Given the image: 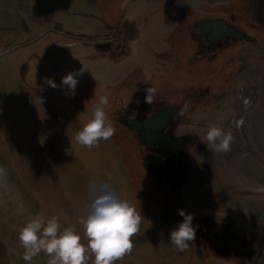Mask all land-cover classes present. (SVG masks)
Instances as JSON below:
<instances>
[{
	"label": "rangeland",
	"instance_id": "374dc122",
	"mask_svg": "<svg viewBox=\"0 0 264 264\" xmlns=\"http://www.w3.org/2000/svg\"><path fill=\"white\" fill-rule=\"evenodd\" d=\"M154 1L139 0L133 5L130 0H78L77 9L65 13L66 8L71 9L70 5L55 0H0L17 15V19L12 16V28L0 24V51H5L0 57V123L5 126L8 120L13 121L14 128L22 131L25 114L27 120L33 116L56 115V121L61 122L58 134L61 144L52 150L61 159V168L69 165L70 158L75 172L69 177L72 181L66 182L65 194L57 195L58 203L72 205L103 182L136 207L142 216L140 230L132 237L131 252L115 264H264V238L252 247V238L233 223L234 218L229 214L241 210L248 215L252 227L264 232V24L252 19L247 22L243 15L246 9L242 6L259 0H161L157 4ZM57 5L66 7L60 11ZM225 10L241 15L235 21L241 29L248 30L247 40L230 39L210 53L197 55L194 25L218 18ZM71 17L80 26H85L87 20L89 23L101 20L106 26L104 33L118 32L122 38L125 34L118 50L101 56L112 62L126 58L119 69L125 75L139 62H148L145 50L149 38L155 39V35L165 31L164 24L155 27L166 18V27L172 30L169 39L172 52L164 57L168 63H160L151 73L145 67L137 69L129 78L114 82L105 81L108 70L102 67L94 72L90 70V74L104 77L89 81L77 77L74 97L66 94L64 86L52 88L44 80L51 78L57 85L61 84L54 68H47L45 63L37 68L30 58L43 45L48 46L43 35L56 29L60 19ZM150 29H155L152 35H145ZM88 30L86 27L78 33ZM157 56V60H164L160 51ZM24 59L25 68L14 66ZM42 67L44 76L39 74ZM139 82L142 85L134 86ZM147 87L158 89L152 105L144 102ZM104 93L109 97L107 114L116 132L111 139L101 140L98 147L81 146L74 136ZM170 101H186L188 112L173 119L177 108H171L162 129L151 138L150 149L138 139L137 131L121 123L122 118L134 111L148 117ZM212 124L233 134L231 151L210 152L201 141ZM2 138L12 143L0 131V167L5 169V174L0 176L1 193L5 191L4 178L17 180L12 160L20 157L18 163L23 167L25 158V149L17 144L4 145ZM35 150L37 153L38 149ZM171 166L170 176L167 170ZM19 185L14 186L22 209L15 215L18 225L8 221L0 205V264H26L18 231L32 214L39 212L28 204L24 187ZM178 209L193 214L192 224L198 225L195 240L186 251L175 250L169 243L171 231L183 220L180 215L177 217ZM85 214V210L77 213L67 210L62 214L65 221L62 226L72 225L83 236L78 219ZM170 223H174L172 228ZM221 229L226 236L219 235ZM252 249L256 253L250 258ZM47 259L41 253L32 264H47Z\"/></svg>",
	"mask_w": 264,
	"mask_h": 264
},
{
	"label": "crops",
	"instance_id": "0c3cea01",
	"mask_svg": "<svg viewBox=\"0 0 264 264\" xmlns=\"http://www.w3.org/2000/svg\"><path fill=\"white\" fill-rule=\"evenodd\" d=\"M55 1H59L60 4L65 3L70 5L71 9L68 11L66 8L65 13L74 12L77 9L76 4L78 0ZM130 1H132V4L135 5V1L137 2L139 0ZM143 1L153 2V0ZM160 2L162 1L155 0L154 4ZM63 7L58 5L56 6L57 9H60V11H62ZM0 12H2L0 14V24L7 28H12V16L17 19V17H15L17 15L13 13L12 8H9L5 3L0 2ZM60 20L59 26L56 29L46 35H43V39H47L46 44L48 46L43 45L41 49H39V52L33 53L36 55H33L30 58V63L35 61V63H37V68L40 67L39 65L41 64L43 66L44 63L45 65L48 64L47 68L53 67L55 70V77L59 80H61V78L69 72L78 73L81 69L83 70V74L77 75V77H81L85 81H89V79L92 78L99 79L104 77L102 76L103 74L99 77L97 75L90 74V70L94 72V70L101 69V67L109 72L108 76L105 75L107 76L105 81H113L118 78L123 79L125 77L129 78V76H131L137 69H141L143 67L151 73V71L153 72L154 69L158 67L157 65L161 66L160 63H168L167 59L164 57H166L168 53L171 54L172 52V43L169 40L171 38L170 36L172 30L169 29V27H166L168 24L165 23L166 18H164L159 20L155 28H157L158 24H164L165 31L161 32L159 35H155V39H152V37L149 38V47L145 50V56L149 57L148 62H139V64L135 65L131 69V73L128 75L120 74L119 69H122L121 66L125 63L126 58L124 60L112 62L105 60L104 57L101 56H104V54H108L113 50H118L119 46L123 43L122 39L125 34L122 38V35L118 32H115L114 34H112V31L104 33L106 31V26L101 20L96 23H89L87 20L86 24L84 22L85 26L78 25L73 17L69 20ZM86 27L89 28L87 33H78V30H83ZM73 29L75 32L72 31ZM91 29L95 31L92 33ZM153 30L155 29L147 30L145 35H152L151 33ZM158 50L164 60H157ZM4 52L5 51H0V57L5 54ZM133 52L135 54L137 53L135 51ZM16 65L19 68H25V59L14 66ZM44 69V67L40 68V75L43 73L44 76ZM87 72L89 74H87ZM142 83L143 82L135 83L134 86L142 85ZM150 83L151 82H148L147 84ZM55 117L56 115L54 114H50L48 116L40 115L30 117L27 120V114H25V126L22 127V131L14 128L16 127V123L13 121L8 120L9 123L5 126L0 123L1 134L3 135L4 133V135L12 141V143L9 144L4 138H2L3 144H17L20 149H25L23 167L19 166L18 163L21 159L20 157L16 156V160H12L14 165L13 167L17 169V172L15 169L14 173L16 176L18 175L16 178L17 180L9 181V179L4 178L5 180L2 182V185H4L5 191L3 190V193L0 192V205L8 215V221L12 223L13 226L18 225L15 223L17 221V217L15 215L22 212V209L19 208L18 194L14 190V186L17 187L19 183H21V185H19L20 187H24L23 190H25V199H27L28 204H31L35 209H38L37 211L39 212L48 213L49 216H58L61 225L65 222L62 214L67 212V210L73 213L83 212L84 210L86 211V206L89 204L91 199H93L91 195L92 191L88 190L81 200L73 201L72 205L71 203L69 205L64 202L58 203L56 200L58 194L61 196L65 194L63 192H65L66 189V182L68 179L72 181L73 178L69 177L74 175L75 172L71 168L72 163L70 158L68 162L69 165L65 168H61V159L57 158V155L52 150L53 146L61 144V140L58 137V134L61 131V122L56 121ZM35 149H38V151L40 149L41 151H37L36 153ZM32 152H34V155H32ZM229 214L230 217L234 218L232 220L233 223H235L241 231L247 233L252 238V240H250L252 241V243L250 242L252 247H254L257 240L264 238V232H260L259 229H255L251 224H249L250 219L247 214H243L241 210H233L230 211ZM255 253L256 250L252 249L249 253V255H251L250 258L254 257Z\"/></svg>",
	"mask_w": 264,
	"mask_h": 264
},
{
	"label": "clouds",
	"instance_id": "9594fccd",
	"mask_svg": "<svg viewBox=\"0 0 264 264\" xmlns=\"http://www.w3.org/2000/svg\"><path fill=\"white\" fill-rule=\"evenodd\" d=\"M82 74V69L78 73L69 72L61 78L60 85L51 78H45L44 82L52 88L64 86L67 88L66 94L74 97L78 84L76 77ZM144 91V102L150 105L155 103L158 89L147 87ZM109 103L107 93L98 97L90 109V118L74 136L76 143L92 148L98 147L101 140L111 139L116 129L107 114ZM170 103L174 104L175 101ZM188 107L187 103L178 107L173 119L184 117ZM137 115L134 111L129 120H134ZM234 139L231 132H225L222 127L212 124L201 141L210 152H229ZM4 174L5 169L0 167V176ZM91 195L93 199L86 206V214L78 219L83 236L72 225L62 226L56 215L46 216L38 212L30 216L18 231V240L24 249L22 259L26 264H32L41 253L48 257L47 264H87L89 260L92 264H115L131 252L132 237L138 234L142 222L140 212L127 199L120 198L106 183L101 182L98 187H94ZM178 214L183 220L171 231L169 243L175 250L186 251L190 242L195 240L198 225L193 226L194 215L186 213L184 209H178Z\"/></svg>",
	"mask_w": 264,
	"mask_h": 264
},
{
	"label": "water",
	"instance_id": "95a60500",
	"mask_svg": "<svg viewBox=\"0 0 264 264\" xmlns=\"http://www.w3.org/2000/svg\"><path fill=\"white\" fill-rule=\"evenodd\" d=\"M192 34H199L200 40L203 42L204 45H217L220 43L221 40H227V39H246L247 35L245 32L237 31L233 27L229 26L225 20L222 18H214L210 20H203L199 21L194 25V28L192 30ZM171 113V108L161 109L157 111L154 114L149 115L148 117L145 116H136L135 118H143L145 120L152 119L159 114H165L164 117L161 120V125L154 130L156 131L162 127V125L165 122V119L169 116ZM129 117L122 118V122L128 126L130 129L135 130L138 132V129L131 126L129 123L126 122V119ZM155 136V135H154ZM138 139L142 140L140 137V133L138 132L137 135ZM143 141V140H142ZM146 148L150 149L146 143Z\"/></svg>",
	"mask_w": 264,
	"mask_h": 264
},
{
	"label": "flooded vegetation",
	"instance_id": "af4514ba",
	"mask_svg": "<svg viewBox=\"0 0 264 264\" xmlns=\"http://www.w3.org/2000/svg\"><path fill=\"white\" fill-rule=\"evenodd\" d=\"M235 6V4H233ZM222 8H224L223 5H221ZM245 7L246 12L243 14L245 15L244 19L249 22V20H257L259 22H261L262 24H264V0H259L257 2H247L246 4L242 5ZM225 9V8H224ZM239 16H241L238 12L235 13L232 10H225L220 16H218V18H222L223 20L226 21V23L233 27L235 30L237 31H243V32H247L248 30L244 29V28H240L239 24L236 23L235 20H237L239 18ZM248 16V17H247ZM264 30V28L262 29V31ZM196 35V40L198 42V51L203 54V53H210L213 50H216V48L219 45L222 44H227L229 43L231 40L227 39V40H221L219 44L217 45H212L209 47H206L203 42L200 40V35L199 34H195ZM160 109H156L153 112H151L150 114H154L156 111H158ZM149 115V114H147ZM169 170H171V167L169 168ZM171 172H173V170H171ZM177 216H179V214H177ZM176 223V222H175ZM210 235V233H209ZM219 235H221V237H223V235L226 236V234H224L223 230H219ZM228 236V235H227ZM227 239V238H226ZM230 243V242H229Z\"/></svg>",
	"mask_w": 264,
	"mask_h": 264
},
{
	"label": "bare ground",
	"instance_id": "6f19581e",
	"mask_svg": "<svg viewBox=\"0 0 264 264\" xmlns=\"http://www.w3.org/2000/svg\"><path fill=\"white\" fill-rule=\"evenodd\" d=\"M164 115L165 114H159L158 116H156V117H154L152 119H148V120H145L143 118H135L134 120H129V118H127L126 119V122L129 123L134 128L138 129V132L140 133V137L143 140V142H145L149 147H152L150 145L151 144V138L152 137L154 138V135H155L154 130L157 129L161 125V120L164 117ZM171 170H172V166H171ZM171 170H167V173L169 172L170 173L169 174L170 176H171V173H172ZM173 225H174V223H170V227L171 226L173 227Z\"/></svg>",
	"mask_w": 264,
	"mask_h": 264
},
{
	"label": "trees",
	"instance_id": "16d2710c",
	"mask_svg": "<svg viewBox=\"0 0 264 264\" xmlns=\"http://www.w3.org/2000/svg\"><path fill=\"white\" fill-rule=\"evenodd\" d=\"M195 38V37H194ZM197 41V40H196ZM196 54L197 55H199L200 54V52L199 51H197L196 52ZM187 101V100H186ZM186 101H184V103H180V102H175L174 104L173 103H170L169 105H165V106H163V107H160L159 109H163V108H178V107H180V106H182V105H184V104H186ZM195 111V109H189V112H191V111ZM187 112H188V110H187ZM139 116H142V115H139ZM121 122V121H120ZM125 127H127L129 130H132V129H130L128 126H126L123 122H121ZM133 131V130H132ZM135 133V132H134ZM136 135V134H135ZM136 137V136H135ZM137 139V138H136ZM137 141H138V143L141 145V146H143L144 147V145L137 139ZM145 148V147H144Z\"/></svg>",
	"mask_w": 264,
	"mask_h": 264
}]
</instances>
